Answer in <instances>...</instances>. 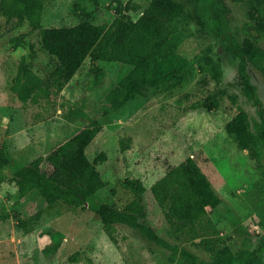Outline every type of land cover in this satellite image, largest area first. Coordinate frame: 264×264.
Instances as JSON below:
<instances>
[{
	"label": "rangeland",
	"instance_id": "rangeland-1",
	"mask_svg": "<svg viewBox=\"0 0 264 264\" xmlns=\"http://www.w3.org/2000/svg\"><path fill=\"white\" fill-rule=\"evenodd\" d=\"M1 1V0H0ZM122 5H138L133 19L140 17L151 0H118ZM42 27H69L90 13L94 24H110L115 16V0H43ZM234 26L248 20L242 4L229 3ZM169 35L177 52L188 59L190 74L180 86L170 89L146 88L120 112L109 110L105 94L116 85L126 67L100 62L95 67L86 60L64 89L39 103H22L12 92L19 63L43 78L54 71L57 60L43 48L39 31H31L25 20L8 21L0 10V145L12 164L0 170V264H188L179 252L172 253L145 234L126 225H116L112 236L98 226V207L103 203L122 208L135 195L125 179H139L150 187L171 168L192 158L219 198L215 208H207L208 227L195 239L177 238L159 214L145 222L156 234L179 249L191 252L200 262H210L212 254L201 241L227 246L233 251L254 250L264 233V160L260 164L247 150H240L226 124L240 111L249 117L255 131L264 109V75L249 66L260 107L247 100L237 78L238 60L231 57L223 42L194 23L172 22ZM212 45L220 57L223 77L216 84L201 61L206 46ZM224 92L217 109L201 107L208 94ZM235 103L232 102V98ZM83 106L102 129L86 149L104 181L85 207L58 203L18 227L13 215L19 209V195L10 177L17 166L46 156L59 141L87 122H69L64 113ZM107 111V112H106ZM120 138H129L122 152ZM103 153L104 160L99 156ZM2 215L10 218L2 219ZM145 220V219H144ZM56 233H53V232ZM58 233V234H57ZM55 242L50 250L48 245ZM264 264V248L259 253Z\"/></svg>",
	"mask_w": 264,
	"mask_h": 264
},
{
	"label": "trees",
	"instance_id": "trees-1",
	"mask_svg": "<svg viewBox=\"0 0 264 264\" xmlns=\"http://www.w3.org/2000/svg\"><path fill=\"white\" fill-rule=\"evenodd\" d=\"M115 1L116 16L110 24H94L90 21V13L83 11L84 20L76 25L46 28L42 27L43 0L0 1L4 17L8 21L25 20L31 31H39L44 50L57 60L54 71L43 78L24 58L21 59L11 90L22 103H39L59 94L86 60L94 67L100 62L126 67L119 82L105 94L109 110L116 113L135 100L143 89L180 86L190 74L189 61L172 44L169 24L193 22L199 29L220 39L227 53L238 60L237 78L241 91L247 100L260 107L248 68L251 65L264 75V0H151L135 20L138 5H122ZM229 3L242 4L246 8L248 20L242 26L233 25ZM201 61L210 79L218 84L223 77V67L212 45L206 46ZM223 94L219 89L209 93L201 107L217 109ZM258 113L260 123L255 131L247 113L242 110L225 129L240 150H247L261 164L264 160V109L260 107ZM64 118L87 124L55 144L46 156L15 167L10 177L19 195L20 208L16 211L22 213L21 217L13 215V218L23 229L29 220H39L44 211L58 203L85 207L88 200L104 187L96 161H90L86 154L103 123L92 118L83 106L69 109ZM119 145L125 152L130 147V139L120 138ZM99 158L104 160L105 155L101 153ZM11 164L9 155L0 145V170ZM124 184L135 195L130 203L122 208L103 203L97 209L98 226L109 236L116 225H126L170 250L171 260L179 252L188 264H261L259 253L264 248V233L254 250L233 251L205 239L201 242L212 254V260L200 262L197 256L168 243L145 223L159 214L170 231L182 239L198 238L208 227L207 208H215L220 201L192 158L171 168L148 188L139 179L127 178ZM1 217L8 219L11 216ZM30 229L27 227L26 231ZM55 246V242H50L48 249Z\"/></svg>",
	"mask_w": 264,
	"mask_h": 264
},
{
	"label": "crops",
	"instance_id": "crops-1",
	"mask_svg": "<svg viewBox=\"0 0 264 264\" xmlns=\"http://www.w3.org/2000/svg\"><path fill=\"white\" fill-rule=\"evenodd\" d=\"M0 197H1V195H0Z\"/></svg>",
	"mask_w": 264,
	"mask_h": 264
}]
</instances>
